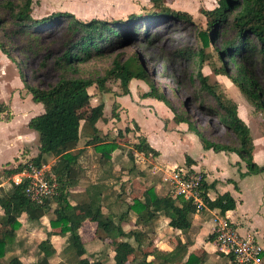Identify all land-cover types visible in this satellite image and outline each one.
Here are the masks:
<instances>
[{
  "label": "trees",
  "instance_id": "trees-1",
  "mask_svg": "<svg viewBox=\"0 0 264 264\" xmlns=\"http://www.w3.org/2000/svg\"><path fill=\"white\" fill-rule=\"evenodd\" d=\"M31 3L32 0H0V9L8 14L9 19L16 26L9 32L40 27L44 20L48 19L63 20L65 36L61 50L53 63L58 67L67 65L72 70L75 69V63L109 52L115 45L120 47L138 38L149 41L153 35H156V32L149 31L152 24H165V21L172 19L191 21V15L187 11L174 9L164 0H150L149 6L143 5L139 11H130L122 16L88 19L77 18L73 13L61 10L34 18L30 15ZM198 11L205 19V27H199L196 31L200 44L185 43L166 51V55L168 59L179 57L189 61L193 68L191 80L196 81L199 92L209 95L221 109L220 114L217 113L216 116L233 132L237 144L231 145L204 137L181 112L173 111L172 119L175 122H186L187 127L200 139L203 148H211L213 151H234L245 166L243 171L238 170L239 177L257 173L264 170V163L259 164L252 158V137L249 127L237 114L236 103L220 89L219 82L215 78L210 80L208 74L203 73L201 68L207 65L212 73L226 75L254 108L264 110V89L253 69L246 65L247 60L256 57L257 54L264 58V0H216L213 7H198ZM216 40H219L218 44ZM209 44L212 50H206ZM0 51L11 58L8 48L2 41H0ZM46 55L47 51L44 57ZM118 56L119 54H115L111 65L104 73L94 78L59 75L54 83L46 87H38L28 84L21 75L32 101L40 102L42 107L41 111L30 116L26 123L36 134L37 150L23 161L19 160L7 168L3 166L0 169V181L19 170L26 162L39 166L53 158L50 170L55 176L56 191L37 203L25 194L23 183L0 190V264H52L50 256L55 249L47 236L37 243L41 252L37 259L24 262L17 254H11L4 259L8 246L15 239L16 231L20 226L18 218L21 214L29 221H38L42 216H47L49 226L56 228L52 231L64 237L65 247L70 249L73 255L71 264H102L101 258H93L86 254L81 240L79 227L87 217L96 220L97 223L106 220L107 216L111 217L113 222L111 227L102 229L97 224L95 232L98 229L103 231L99 237L105 240L106 245L110 237L114 238L112 260L115 264H124L130 260V264H166L167 257L154 259L150 256L151 250L145 249L152 240L155 222L159 215L166 216L167 224L179 229L181 233L186 234L189 231L195 211L192 200L181 196L173 197L168 190L159 191L154 183L144 186L140 197L131 195L123 198L121 191H118L116 198L123 202L124 208L113 215L103 211L101 196L103 184L100 182L87 185L82 198L75 202L70 200L68 189L75 185L80 177L77 158L82 148H76L78 139L82 138V144H90L99 152V163L102 165L108 162L110 151L116 147L114 136L109 137L107 132L102 133L95 126V121L103 118L100 102L90 105L87 119L80 122L78 118L75 106L89 97L90 93L87 91L89 85L95 83L97 88L103 89L106 77H113L118 80L122 91L126 93L129 80L138 78L147 85V89L140 94L141 97H153L170 105L164 92L155 84L137 54L133 53L121 60ZM228 62L235 68V74L230 72ZM41 64L43 65V62ZM204 107L209 109L207 106ZM111 113L116 115L113 111ZM127 129L124 127V130ZM120 133L118 129L116 134ZM134 150L149 156L158 153L143 134H137L136 140L127 150V158L133 163L136 155ZM185 161L189 164L191 159L186 156ZM132 164L131 168H133ZM138 172L142 174L141 170ZM229 181L237 187L234 180L229 179ZM213 183L202 180L200 185L202 201L207 207L216 209V212L224 215L226 210L235 207L236 201L227 190L210 198L206 192ZM128 211L134 213V219L126 229L123 228L122 223L129 221ZM212 237L211 231L208 238ZM129 256L131 258L127 261ZM228 258L230 264H238L231 254ZM201 259H203L201 256L189 251L179 264H198Z\"/></svg>",
  "mask_w": 264,
  "mask_h": 264
},
{
  "label": "rangeland",
  "instance_id": "rangeland-1",
  "mask_svg": "<svg viewBox=\"0 0 264 264\" xmlns=\"http://www.w3.org/2000/svg\"><path fill=\"white\" fill-rule=\"evenodd\" d=\"M89 1H85L87 2L84 6L86 14L82 15L84 19L91 17L109 18L113 16L115 11L111 9L112 7L109 4L98 0ZM204 1H209L207 3H211L212 6L216 4V0H194L193 3L204 7L207 5ZM136 2L138 0H119L117 4L123 7H132ZM186 3L192 2L188 0ZM58 10L61 9H57L54 5L52 7L49 0H33L30 15L34 18H40ZM190 15L191 21L189 22L172 19L165 21V24H152L149 27V31L156 32V35H153L149 41L138 38L120 47L115 45L109 52L75 63V69L72 70L67 65L58 67L53 63V60L61 50V44L65 36V22L63 20L48 19L44 20L40 27H32L26 31L9 32L10 29L16 26L9 19L8 14L0 9V17L2 18L0 22V41L4 42L11 57L7 56L10 63H7L9 65H6L3 70L2 76L6 80L8 79L9 81L7 82L9 83H6L5 88L0 87V100H3L10 91L20 89L15 93L17 94V109H19L18 105L26 103V100L22 101V98L28 99V101L30 99V93L24 86L21 75L25 77L28 84L38 87H46L54 83L59 75L94 78L104 73L105 69L111 65V60L115 54H119L120 60L133 53L137 54L145 69L153 77L155 84L167 97L170 103L169 106L152 97H141L140 94L147 89V85L138 78L129 80L128 92L124 93L117 79L106 77L103 89L97 88L95 83H92L87 87V91L90 93L89 97L75 106L78 118L83 120L89 116L90 105L100 102L102 104L101 112L103 118H98L95 123L100 127L101 131L107 132L109 137H116L117 148L114 149L113 157L108 164L97 165L96 171L92 176L95 180L100 179L102 176L111 179V184L105 185L102 198L104 212L109 215H113L124 208L122 201H115L117 191H121V196L124 198L135 193L139 194L144 186L151 183H154L160 191L168 189L162 177L167 173L169 167L162 161L158 163V156L146 157L140 154L136 156L135 163L127 158V150L131 148V143L136 140L137 134H143L146 139L145 134H148V136L152 135L156 140L158 139V146L162 150L163 157L169 160L174 159L175 165L187 164L185 161L186 155L182 150H193L195 153L202 150L199 141H197L198 147H195L196 145H192L191 139L181 134L179 130L174 131L171 129L175 123L172 119L173 111L185 114L204 137L231 145L237 144L233 132L226 128L216 116L217 113L220 114L221 109L216 106L209 95L199 92L196 81L191 80L193 68L189 61L179 57L167 58L166 51L176 46L185 43L200 44L196 31L199 27H205L204 16L198 10H194V13H190ZM82 17L78 15V18L81 19ZM218 41L216 40V44H218ZM206 50H212L210 44L206 46ZM46 51L47 55L44 57ZM41 62H43V65ZM216 63L219 62L216 61ZM228 65L230 72L235 74L236 71L232 64L228 62ZM246 65L253 69L256 78L264 89V58L257 54L256 57L250 58L249 61L247 60ZM201 70L203 73L208 74L210 80L215 78L224 94L236 103L237 114L250 129L252 158L259 164L264 163V110L254 108L245 99L237 85L226 75L212 73L207 65H203ZM14 77L19 80V83L13 87L15 81L12 78ZM11 87L14 89H11ZM30 101L40 107L38 105L32 107L30 112L22 116L23 119L31 112L36 113L42 108L40 102ZM204 106L209 107V109ZM17 111L19 112V110ZM111 111L116 113V115H112ZM124 127L128 129L124 130ZM118 129L121 131L119 135L116 134ZM196 138L198 137L196 136ZM30 140L29 145L27 144L24 148L25 152L30 150L33 153L36 151L35 147L38 143L36 134ZM167 143L170 146L172 144V147H168L169 149L166 150L164 145H167ZM223 154H225L224 151L214 152L211 149L207 150L205 158L208 159V166H211L213 162L220 163L223 160ZM14 164L12 163V165ZM131 164L133 168H131ZM155 164H158L160 168L151 169L152 165ZM8 166L10 165L4 167L7 168ZM140 168H142V174L138 173ZM195 168L203 176H206L207 173H213L212 171L203 170L207 168L206 163L204 166ZM222 173L230 175L226 170H223ZM259 174V178H254L259 183L254 182L256 185L253 187L250 186L247 180L242 182V195L249 204H252V197H257V187L258 189L261 188L259 195L262 196V204H264V170ZM210 176H207V178H210ZM70 195H72V199L79 197V193L76 192H71ZM202 214L205 215L204 213ZM133 216L134 213L130 211L129 217L133 218ZM105 219L100 220V223L95 222L96 225L99 224L102 229L111 227L113 225L111 217L107 216ZM90 220L93 219L91 218ZM28 222L23 221V227L17 232L16 239L8 246L4 259L11 254H21L25 260L37 259L41 255L37 243L45 235L49 237L51 229L46 231L44 221ZM81 226L84 225L82 224ZM158 226L151 242L145 246V249L151 250L150 255L154 259L167 257L166 264H179L185 259L186 251L193 250L203 258L198 264H230L229 258L221 254L216 245H214L213 238H208L211 229L207 222L199 226H193L186 234L170 231L165 224ZM234 226L238 227L237 229L241 233L251 234L262 246L261 264H264L263 208L259 207L258 210H248L244 215L241 214L238 221H234ZM100 233L103 234L101 229H98L95 233L93 231L87 232L86 235L82 236V239L88 240L89 237H96ZM109 240L108 245L104 243V246L96 240L87 243V253H92V255L101 258L102 264H115L109 256V251L112 250L114 245V238L110 237ZM52 241L55 243L57 251V253H53L50 256L52 264L73 263V255L70 249L65 247L62 237L60 235L53 236ZM130 258L131 256L128 257L127 261ZM130 261L124 264H130Z\"/></svg>",
  "mask_w": 264,
  "mask_h": 264
},
{
  "label": "crops",
  "instance_id": "crops-1",
  "mask_svg": "<svg viewBox=\"0 0 264 264\" xmlns=\"http://www.w3.org/2000/svg\"><path fill=\"white\" fill-rule=\"evenodd\" d=\"M85 1H87V0H49V3L52 7L54 5L57 7V9H61L62 11L63 10L69 11V12L73 13L74 15H77L76 17L78 18V15H80L82 17V15L86 14V9L84 8V6L86 5L87 2H85ZM98 1L107 3V4H109V6L112 7L111 9H113L115 11L112 17L122 16V15H124L130 11H139L141 6H143V5L149 6L151 4L150 0H138V2L133 4L132 7H123L122 5L117 4L119 2V0H106V1L98 0ZM186 1H188V0H164V2L168 6L174 8V9L185 10L189 14L194 13V10H198V7H200L199 5L197 6L196 3H193L194 0H190L192 3H189V4H187ZM195 1H197V0H195ZM32 2H33V0H32ZM88 2H90V1L88 0ZM207 2H209V1H204V3L207 4V5L205 4L206 6H204V8L213 7L211 3L208 4ZM81 19H84V18L82 17ZM8 61H10L9 58H7V56L3 52L0 51V87L1 88H5L6 83H9V82H7L9 80L8 79L6 80V78L4 76H2L4 68L6 67V65H9L7 63H10ZM12 79H14V81H15V84H13V87H14L17 83H19V80L16 79L15 77ZM13 87H11V89ZM18 87H20V86H18ZM19 90H16V91L18 92ZM16 91H14V90L10 91L5 96V98L3 100H0V106H1L0 107L1 108L0 109V167L7 166V165L11 166L12 163H16L19 160L23 161V160L27 159L28 157H30L31 155L35 154V152H36L35 151L32 153L30 150L28 152H25L24 147L27 144L29 145V143L31 142L30 139L32 137H34V135H35V132L31 128H29L26 125V123H27V120L29 119L30 116L40 112L41 110L37 111L36 113L31 112V114H29L28 116H26V118L23 119L22 116L24 114H27L28 112H30V110H32V107H34L35 105H38V104L31 102L30 101V100H32L31 97H30L29 101H28V99L22 98L23 99L22 101L26 100V103L24 105H18L19 109H17V106H16L17 94H15ZM17 104H18V101H17ZM17 110H19V112ZM83 120H80V122H82ZM95 126L98 129H100V127L98 125H96V123H95ZM171 129L174 131L179 130V132L181 134H184L187 138L191 139L192 145H196L195 147H198L197 141L200 142V139L196 138L197 135L187 127L186 122H184V121L175 122ZM101 132L104 133L105 131L103 130ZM117 135H119V134H117ZM145 135L147 137L146 140L149 141L148 143L151 146H153L158 152L156 154V156H158V158H159V159H157V162L159 163L160 161H162L163 163H166V165H168L169 168L174 166L175 165L174 159L169 160V159H166L165 157H163L162 150L158 146V143H159L158 139L156 140L152 135H150V136H148V134H145ZM194 138L196 139V142H195ZM114 141H116L115 136H114ZM82 142H83V139L79 138L77 145H76V148H79V147L82 148V151L79 153L78 158H77V162H78V165L80 167V177H79L78 182L75 185L69 187V189H68L71 202H75L78 199L82 198L83 192L85 191V187L87 185H89L91 183H97V182H100L103 184V189H102V193H101V196L103 198L105 185L111 184V179L108 177L102 176L98 180L97 179L95 180L92 177L96 171L97 165H102L99 163V152H97L93 148L92 145H90V144L84 145V144H82ZM200 145H201V142H200ZM168 147L169 148L172 147V144H171V146L168 143H167V145H164V148H166V150L169 149ZM201 147H202V145H201ZM35 148L37 150V146ZM116 148L117 147H115L114 149H116ZM114 149H112L110 151L108 162L113 157ZM209 149H211V148H203L202 147V150H199L197 152V150H198V148H197L196 149L197 153H195V151H193V150L192 151L182 150L185 153V155L189 156V158L191 159L190 163L186 164V165L197 170V168H195V167L204 166L206 163L207 168H204L203 170L204 171L208 170L209 172L212 171L213 173H215V174L207 173L206 176L205 175L203 176L206 183H209L211 181L214 182L213 185H210L207 188V192H206L207 195L210 198H212L217 193L222 192L223 190H227L231 193V195L235 199L236 203H235V207L233 209L226 210L224 212V215L219 214L218 212L215 211L216 209L209 208L204 204V206L201 207L199 211H197V212L194 211V213L192 215L191 227H190L189 231L191 230V228L193 226H197V225L199 226V225L203 224L204 222H207L210 225V229H211L210 231H212L213 216L214 215L225 216L234 222L235 220L238 221L239 216L241 214L244 215V213L248 210H258L259 207L263 208V210H264V204H262V196L259 195L261 188L258 189V187H257V191H256L257 197L254 196L255 198L254 197L251 198L252 204H249V202H246V198L242 195V192H243L242 182L247 180L248 183L250 184V186H252V187L255 186L256 184L254 182H257V183H259V182L255 181L254 178H256V179L259 178L258 174L261 173L262 171H259L257 173L245 174L244 176L239 177L238 176V170L243 171L245 169V166H244V162L240 159V157L234 151H224L225 154H223V160L220 163L219 162H213V164H211V166H208V164H207L208 159L205 158V156H206L205 153ZM219 151H223V150H219ZM219 151H214V152H219ZM184 153H182L183 156H185ZM134 154H136L135 158H134V163L136 161L135 159H136L137 155L139 156L140 154H142L146 157L149 156V155H145L141 152H137L135 150H134ZM52 162H53V158L49 159L48 162H46L45 164L50 167V164ZM108 162L105 164H108ZM105 164H103V165H105ZM157 167L160 168V166H158V164L157 165L155 164V165H152L151 169H155ZM141 169L142 168H140L139 170H141ZM223 170H226L227 173H229L230 175H224L222 173ZM152 171H154V170H152ZM210 174H211V176H210ZM207 176L208 177L210 176V178H207ZM124 177H126V176H124ZM229 179L234 180L236 182L235 185L237 187H234V184L231 181H229ZM155 188L157 190H159L156 187V185H155ZM141 191L139 194L135 193L132 195H136L137 197H140ZM71 192L79 193V197L77 199H72V197H71L72 195H70ZM263 200H264V197H263ZM115 201H119V200H117V198H116ZM102 202H103V200H102ZM103 204H104V202H103ZM103 211H104V207H103ZM236 211H238V212L236 213ZM129 213H130V211H128V214H127L129 221L122 223L123 228H126V229L134 219V216H133V218L129 217ZM202 213H204L205 215H203ZM207 217H208V219H207ZM18 219L20 221V226L18 227V229L16 231V236H17V232L23 227V224H24L23 221H27V222L29 221L25 218V216L23 214H21ZM90 219H91L90 217L85 218L79 227L81 240L84 243L85 249H86V244L90 243V242H94V240L99 241V243H101L103 246H104V241H105V240L103 241L99 237L100 234H98L96 237H91V238L89 237L88 240L82 239V236L86 235L87 232L93 231L95 233L97 222H96V220H90ZM40 221L45 222L46 231L51 229V235L50 236L53 237V236L60 235V234H57L54 231H52V230H56V228H51L49 226L47 216H42L40 218ZM82 224L85 226V228H84V226H81ZM163 224H165L167 229H169L170 231L172 230L174 232L181 233L179 229L173 228L167 224V217L164 215H159L157 217L156 222H155V226H154V233L157 232V230H156L157 226L158 225L162 226ZM189 231H187V233ZM182 234H184V233H182ZM16 236H15V239H16ZM50 236L48 238H49L52 246L55 248L54 253H57L56 245L52 241V237H50ZM60 236L62 237L63 242L66 245L64 237L62 235H60ZM44 237H46V235ZM213 243L215 245L214 240H213ZM189 251L196 253L193 250H188V251H186V256H187V253ZM86 254H88L89 256H92L93 258L97 257L95 255H92V253H87V251H86ZM196 254L198 256H201L198 253H196ZM221 254H223L227 257L229 256V255H226L222 252H221ZM17 255H19V257L24 262L35 260V259L25 260V258L21 254H17ZM109 256L112 259V250L109 251ZM97 258H99V257H97ZM50 261H51V258H50Z\"/></svg>",
  "mask_w": 264,
  "mask_h": 264
},
{
  "label": "built area",
  "instance_id": "built-area-1",
  "mask_svg": "<svg viewBox=\"0 0 264 264\" xmlns=\"http://www.w3.org/2000/svg\"><path fill=\"white\" fill-rule=\"evenodd\" d=\"M162 180L171 196L191 199L195 212L204 206L200 194L204 177L200 171L185 164L174 165ZM20 183H23V190L30 200L37 203L56 191L55 176L46 164L38 166L26 162L19 170L0 181V190ZM212 233L217 249L226 255L231 254L238 264H261L262 246L251 234L239 232L234 222L227 217L213 216Z\"/></svg>",
  "mask_w": 264,
  "mask_h": 264
}]
</instances>
